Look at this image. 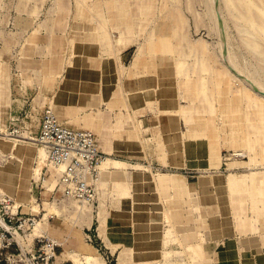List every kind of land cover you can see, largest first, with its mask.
<instances>
[{
	"label": "rangeland",
	"instance_id": "rangeland-1",
	"mask_svg": "<svg viewBox=\"0 0 264 264\" xmlns=\"http://www.w3.org/2000/svg\"><path fill=\"white\" fill-rule=\"evenodd\" d=\"M228 55L264 85V0H0V128L51 106L111 159L82 204L0 135L14 264H264V98Z\"/></svg>",
	"mask_w": 264,
	"mask_h": 264
},
{
	"label": "built area",
	"instance_id": "built-area-1",
	"mask_svg": "<svg viewBox=\"0 0 264 264\" xmlns=\"http://www.w3.org/2000/svg\"><path fill=\"white\" fill-rule=\"evenodd\" d=\"M30 118L39 125V131L35 136L31 132V121H25L21 116L14 117L8 125H3L0 134L8 139H26L39 145L64 195L78 202L93 203L97 198L101 166L107 159L98 147L95 134L90 130L76 129L62 122L51 106L44 108L39 117L30 115ZM14 207V198L1 193L0 256L7 255L6 258H0L3 264H14L16 255L14 251L18 250L16 246L18 244L10 231L19 227L21 223H28L27 220L22 222L16 218L17 208ZM16 221L19 225L15 227Z\"/></svg>",
	"mask_w": 264,
	"mask_h": 264
},
{
	"label": "bare ground",
	"instance_id": "bare-ground-1",
	"mask_svg": "<svg viewBox=\"0 0 264 264\" xmlns=\"http://www.w3.org/2000/svg\"><path fill=\"white\" fill-rule=\"evenodd\" d=\"M218 14H219V13H218ZM219 15H220V14H219ZM223 58H224V57H223ZM224 60H225V62H226V64H227V68L232 72V75H231L232 79L236 80V79H238V77H241L240 75H243V76H245L246 78H248L250 81H252L256 86H258V88H260V90L264 91V85H263L261 82H259L258 80H254V79L250 78L247 74H244V72H243L242 69H240V68H238V67H236V66H233V65L231 64V58H230L229 55H228L227 59H226V57H225ZM251 76H252V75H251ZM240 80H241V81H244V82L247 84V86H249V87L251 88L250 84H248V83L245 81V79H244L243 77H241ZM255 92H257V91L255 90ZM257 94L260 95V96H262V97L264 98V95L260 94L259 92H257ZM0 135H1V134H0ZM28 143H29V142H28ZM30 143H33V142H30ZM40 151H41V153H42L43 160H44V159H45L44 151L42 150V148L39 149V152H40ZM39 155H40V154H39ZM110 161H111V159H110V158H107L106 161H105V162L102 164V166H101L100 178H99L98 183H97V191H98V185H99V183H100V181H101V178H102V175H103L102 173H104L105 168L108 166V164H109ZM100 185H101V184H100ZM82 204H84V203H82ZM85 204H87V203H85ZM80 206H81V205H80Z\"/></svg>",
	"mask_w": 264,
	"mask_h": 264
},
{
	"label": "crops",
	"instance_id": "crops-1",
	"mask_svg": "<svg viewBox=\"0 0 264 264\" xmlns=\"http://www.w3.org/2000/svg\"><path fill=\"white\" fill-rule=\"evenodd\" d=\"M131 81V80H130ZM132 83H135L134 81L132 82ZM98 147H100V148H102V150H104V151H107L108 149H107V147H106V145L104 144V143H100L99 145H98ZM105 172V171H104ZM101 182V181H100ZM234 246V245H233ZM235 248H234V250H240V247L238 246V245H236L235 244V246H234ZM254 250V249H257V247H251V248H247L246 250ZM258 250V249H257ZM259 250H264L263 248H259ZM228 264H231V262H227ZM224 264H226V263H224Z\"/></svg>",
	"mask_w": 264,
	"mask_h": 264
},
{
	"label": "water",
	"instance_id": "water-1",
	"mask_svg": "<svg viewBox=\"0 0 264 264\" xmlns=\"http://www.w3.org/2000/svg\"><path fill=\"white\" fill-rule=\"evenodd\" d=\"M245 81L250 84V86L256 90L257 92H259L260 94L264 95V91L260 90V88H258V86H256L252 81H250L248 78H246L245 76L241 75Z\"/></svg>",
	"mask_w": 264,
	"mask_h": 264
}]
</instances>
